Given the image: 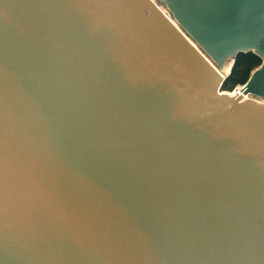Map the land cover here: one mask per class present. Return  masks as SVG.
I'll return each instance as SVG.
<instances>
[{
    "label": "water",
    "instance_id": "obj_1",
    "mask_svg": "<svg viewBox=\"0 0 264 264\" xmlns=\"http://www.w3.org/2000/svg\"><path fill=\"white\" fill-rule=\"evenodd\" d=\"M0 264H264V0H0Z\"/></svg>",
    "mask_w": 264,
    "mask_h": 264
},
{
    "label": "trees",
    "instance_id": "obj_2",
    "mask_svg": "<svg viewBox=\"0 0 264 264\" xmlns=\"http://www.w3.org/2000/svg\"><path fill=\"white\" fill-rule=\"evenodd\" d=\"M261 63L262 59L254 52L241 53L237 58L235 67L230 77H235L238 82L237 84H244L249 79L254 68L259 66ZM226 82L223 89L229 88L228 85H226Z\"/></svg>",
    "mask_w": 264,
    "mask_h": 264
},
{
    "label": "rangeland",
    "instance_id": "obj_3",
    "mask_svg": "<svg viewBox=\"0 0 264 264\" xmlns=\"http://www.w3.org/2000/svg\"><path fill=\"white\" fill-rule=\"evenodd\" d=\"M260 66V65H259ZM258 67V66H257ZM238 82L236 81L235 77H229L227 79L226 85H228L229 88H226L227 91H232L234 87L236 86Z\"/></svg>",
    "mask_w": 264,
    "mask_h": 264
},
{
    "label": "built area",
    "instance_id": "obj_4",
    "mask_svg": "<svg viewBox=\"0 0 264 264\" xmlns=\"http://www.w3.org/2000/svg\"><path fill=\"white\" fill-rule=\"evenodd\" d=\"M245 87V83L242 84V83H239L237 84L234 89L232 90L234 93L237 91L238 93H240ZM241 94V93H240Z\"/></svg>",
    "mask_w": 264,
    "mask_h": 264
},
{
    "label": "bare ground",
    "instance_id": "obj_5",
    "mask_svg": "<svg viewBox=\"0 0 264 264\" xmlns=\"http://www.w3.org/2000/svg\"><path fill=\"white\" fill-rule=\"evenodd\" d=\"M230 70H231V66H230V68H229V71L227 72V74L225 75V76H227L229 73H230ZM232 92V91H231ZM235 93H237L238 94V92L236 91ZM240 93H242V91L240 92ZM246 97H249V95H246Z\"/></svg>",
    "mask_w": 264,
    "mask_h": 264
}]
</instances>
